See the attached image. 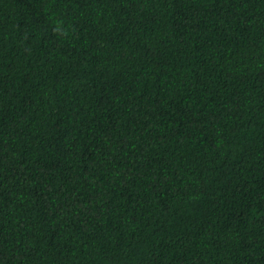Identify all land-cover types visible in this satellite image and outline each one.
Here are the masks:
<instances>
[{
  "label": "trees",
  "instance_id": "1",
  "mask_svg": "<svg viewBox=\"0 0 264 264\" xmlns=\"http://www.w3.org/2000/svg\"><path fill=\"white\" fill-rule=\"evenodd\" d=\"M0 264H264V0H0Z\"/></svg>",
  "mask_w": 264,
  "mask_h": 264
}]
</instances>
